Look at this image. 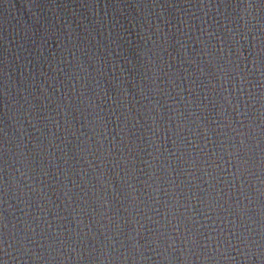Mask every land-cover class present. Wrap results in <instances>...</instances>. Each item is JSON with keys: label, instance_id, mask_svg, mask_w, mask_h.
Instances as JSON below:
<instances>
[{"label": "water", "instance_id": "obj_1", "mask_svg": "<svg viewBox=\"0 0 264 264\" xmlns=\"http://www.w3.org/2000/svg\"><path fill=\"white\" fill-rule=\"evenodd\" d=\"M0 264H264V0H0Z\"/></svg>", "mask_w": 264, "mask_h": 264}]
</instances>
